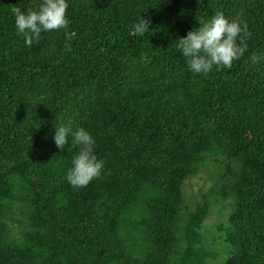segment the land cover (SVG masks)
<instances>
[{"label": "trees", "instance_id": "1", "mask_svg": "<svg viewBox=\"0 0 264 264\" xmlns=\"http://www.w3.org/2000/svg\"><path fill=\"white\" fill-rule=\"evenodd\" d=\"M39 2L0 0V264H205L192 243L208 204L180 210L207 162L232 204L224 264H264V0H66L67 26L28 47L9 9ZM217 12L247 27V51L193 74L175 40ZM62 123L104 161L80 189L65 180L75 147L53 141Z\"/></svg>", "mask_w": 264, "mask_h": 264}, {"label": "clouds", "instance_id": "2", "mask_svg": "<svg viewBox=\"0 0 264 264\" xmlns=\"http://www.w3.org/2000/svg\"><path fill=\"white\" fill-rule=\"evenodd\" d=\"M199 3V0H197ZM66 0H40L35 8L21 10L11 7L14 30L23 38L25 46L38 43L42 32L63 29L67 26ZM198 26L177 37L175 47L184 59L186 68L193 74L207 75L214 67L228 69L247 51L249 32L237 19H228L217 12L207 19L197 17ZM149 21L137 16L132 28L137 35L149 31ZM255 62V56L249 57ZM66 140L75 147L70 166L65 172L66 182L74 189L86 187L100 178L104 161L94 153L95 141L83 127L73 129L70 124L54 127L53 141L62 147Z\"/></svg>", "mask_w": 264, "mask_h": 264}, {"label": "rangeland", "instance_id": "3", "mask_svg": "<svg viewBox=\"0 0 264 264\" xmlns=\"http://www.w3.org/2000/svg\"><path fill=\"white\" fill-rule=\"evenodd\" d=\"M214 166L210 162L192 176L184 179L181 190L184 204L181 215L192 212L204 200L207 202V213L196 228L197 237L192 243L194 249L204 254L205 264H224L225 259L231 254V247L225 240V229L228 226V216L232 209L229 199H222L215 192ZM6 224L11 237L17 238L23 227V216L15 205L8 213ZM185 242L182 247L185 248Z\"/></svg>", "mask_w": 264, "mask_h": 264}]
</instances>
